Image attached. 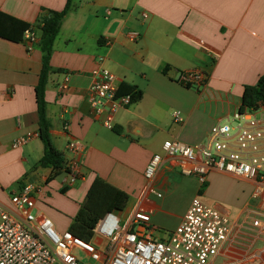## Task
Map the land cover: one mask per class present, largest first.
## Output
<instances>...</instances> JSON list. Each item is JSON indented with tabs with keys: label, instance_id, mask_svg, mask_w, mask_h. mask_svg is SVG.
Returning <instances> with one entry per match:
<instances>
[{
	"label": "crops",
	"instance_id": "crops-1",
	"mask_svg": "<svg viewBox=\"0 0 264 264\" xmlns=\"http://www.w3.org/2000/svg\"><path fill=\"white\" fill-rule=\"evenodd\" d=\"M66 1L0 0V12L34 25L49 11L63 10ZM34 31L37 42L29 51L25 43L0 39V206L15 214L11 197L32 183L37 187L33 213L49 218L63 233L98 177L128 195L126 216L148 211L154 238L165 240L200 193L231 223L229 238L211 264H264V207L252 199L253 183L210 174L172 213L179 171L162 152L168 140L205 143L217 119L233 120L243 88L264 74V0H72L53 44L45 102L51 143L64 164L73 157L67 144H81L82 178L73 185L65 184L64 171L51 178V168L38 164L44 147L34 91L41 70L40 31ZM129 33L137 37L131 40ZM97 69L110 71L122 94L130 88L141 95L113 114L110 130L102 124L106 112L96 116L87 98ZM194 70L208 75L199 90L178 82L180 74ZM65 79L67 88L60 90ZM25 136L26 144L12 147ZM155 154L162 163L148 181L144 172ZM159 215L176 220L165 237L157 234L164 229ZM254 219L261 221L259 228L252 226ZM91 243L99 251L109 247L98 236Z\"/></svg>",
	"mask_w": 264,
	"mask_h": 264
},
{
	"label": "built area",
	"instance_id": "built-area-1",
	"mask_svg": "<svg viewBox=\"0 0 264 264\" xmlns=\"http://www.w3.org/2000/svg\"><path fill=\"white\" fill-rule=\"evenodd\" d=\"M145 18L146 15L143 14ZM131 40L135 33H129ZM27 50L37 42L34 30L24 34ZM197 45L212 53L203 41ZM87 89L90 107L96 116L106 112L103 126L112 129L113 114L127 108L130 94L119 95L116 77L106 69L92 72ZM208 75L201 70L180 74L178 82L199 90ZM67 79L59 86L67 88ZM264 104L256 110H238L231 122L217 119L210 127L203 144L189 146L176 140L165 141L162 152L168 162L178 167L179 174L193 177L202 187L210 174L218 173L238 181L253 183L252 199L264 207ZM173 119L181 123L179 113ZM28 137L14 140L12 147L27 143ZM67 150L73 155L64 172L66 185L82 178L81 144L72 140ZM162 156L150 159L144 177L153 181L159 172ZM37 187L28 183L10 199L16 213L0 206V264H211L231 232L229 219L214 207L207 205L198 193L195 195L176 228L165 240L154 238L156 229L150 224V213L138 209L121 223L114 213L105 214L95 226L94 236L107 240L109 247L99 251L91 242L73 236L69 231L58 232L53 222L33 213ZM154 193V192H153ZM160 198V193H154ZM122 224V225H121ZM261 221L254 219L252 226L259 228Z\"/></svg>",
	"mask_w": 264,
	"mask_h": 264
},
{
	"label": "trees",
	"instance_id": "trees-1",
	"mask_svg": "<svg viewBox=\"0 0 264 264\" xmlns=\"http://www.w3.org/2000/svg\"><path fill=\"white\" fill-rule=\"evenodd\" d=\"M72 0H67L63 10L59 12L49 11L36 24L30 25L19 19L0 12V39L16 43H25L24 34L27 30H39L40 39L37 43L41 53V70L35 91V101L38 115V137L43 144L44 152L39 161V166L51 168V178L57 177L64 170V161L61 154L53 147L49 135L50 123L46 113L45 88L48 76L52 72L50 57L53 44L60 31L63 19L71 9ZM167 68L163 73H167ZM190 88L189 86H186ZM119 95L130 94L133 101L140 98V93L125 89V93L118 90ZM264 104V74L261 75L255 85L243 88L238 112L242 114L245 110H256ZM128 195L113 187L100 178H95L90 185L84 201L73 218L68 231L75 237L91 242L94 238V228L98 221L107 213H121L128 203Z\"/></svg>",
	"mask_w": 264,
	"mask_h": 264
},
{
	"label": "rangeland",
	"instance_id": "rangeland-1",
	"mask_svg": "<svg viewBox=\"0 0 264 264\" xmlns=\"http://www.w3.org/2000/svg\"><path fill=\"white\" fill-rule=\"evenodd\" d=\"M231 125H234L233 122L230 123ZM175 182L180 184V187L176 189V191H174L173 194V205L174 208L172 209V213H178V211H180L183 207V205L186 203V200L190 197H192V190L194 188V185L197 183V181L195 180V178L193 177H186V176H182L179 173L175 174L174 176ZM223 181V180H221ZM224 182V181H223ZM227 183H231L229 181H226ZM163 194V192H162ZM121 223L123 222V220L126 217L125 212H121V213H117L116 214ZM156 220L160 221V223L163 225L164 229H159L157 231V234L165 237L167 235V229H171L174 224H175V219L174 218H170V217H165L163 215H159L156 217ZM122 225V224H121Z\"/></svg>",
	"mask_w": 264,
	"mask_h": 264
}]
</instances>
